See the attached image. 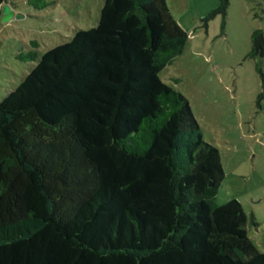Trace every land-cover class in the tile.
<instances>
[{"label": "trees", "instance_id": "1", "mask_svg": "<svg viewBox=\"0 0 264 264\" xmlns=\"http://www.w3.org/2000/svg\"><path fill=\"white\" fill-rule=\"evenodd\" d=\"M251 39L264 82V28ZM188 41L168 0H105L0 101V264H264L259 224L218 202L220 149L160 76Z\"/></svg>", "mask_w": 264, "mask_h": 264}, {"label": "rangeland", "instance_id": "2", "mask_svg": "<svg viewBox=\"0 0 264 264\" xmlns=\"http://www.w3.org/2000/svg\"><path fill=\"white\" fill-rule=\"evenodd\" d=\"M5 0L16 15L0 18V101L30 73L48 49L79 29L99 24L105 0ZM173 16L189 34L183 54L160 74L187 97L207 142L222 154L226 179L218 202L239 199L251 220L249 234L264 252V82L249 58L252 33L264 28L256 11L264 0H230L226 18L205 20L220 0H168ZM3 8V7H2ZM37 60H26L28 51ZM263 94V95H262Z\"/></svg>", "mask_w": 264, "mask_h": 264}, {"label": "water", "instance_id": "3", "mask_svg": "<svg viewBox=\"0 0 264 264\" xmlns=\"http://www.w3.org/2000/svg\"><path fill=\"white\" fill-rule=\"evenodd\" d=\"M16 13L12 9V6L9 3L3 5V14L2 18L4 21H9L15 17Z\"/></svg>", "mask_w": 264, "mask_h": 264}]
</instances>
